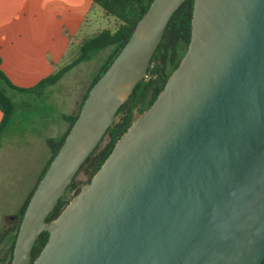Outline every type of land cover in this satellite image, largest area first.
<instances>
[{"label":"water","instance_id":"95a60500","mask_svg":"<svg viewBox=\"0 0 264 264\" xmlns=\"http://www.w3.org/2000/svg\"><path fill=\"white\" fill-rule=\"evenodd\" d=\"M184 1L151 0L90 88L23 212L11 264L262 263L264 0H194L178 66L49 220Z\"/></svg>","mask_w":264,"mask_h":264},{"label":"trees","instance_id":"16d2710c","mask_svg":"<svg viewBox=\"0 0 264 264\" xmlns=\"http://www.w3.org/2000/svg\"><path fill=\"white\" fill-rule=\"evenodd\" d=\"M94 4L98 5L106 15L115 17L118 21V27L112 31L104 29L97 32L95 35L84 38L79 47L78 55L70 63L56 69L53 73L42 78L38 83L29 88L15 86L7 75L3 72L0 66V111L2 118L0 120V140L2 130L6 122L10 118L13 111V102L11 92L16 91L20 93H42L47 87L52 86L59 82L63 75L68 72L75 65L92 60L97 54L105 48L111 47V52L102 64L100 70L92 78L86 92L84 93L77 114H64L62 117L68 121V128L62 135L60 140L48 138L46 143L51 151L50 159L47 165L42 170L36 184L30 192L27 200L24 202L20 216L18 217V224L16 225V233L12 236L9 248L7 264H11L12 251L14 247L15 238L18 231V226L21 221L23 212L28 204V201L46 171L50 161L58 151L63 143L67 133L72 127L75 119L78 116L81 105L84 102L90 88L97 81V79L104 73V71L111 64L113 59L124 46L130 37L136 22L142 16L143 12L148 8L151 0H91ZM194 0H185L180 7L174 12L167 27L163 33L162 39L151 59L150 66L147 73L136 85L130 98L120 107L117 115L119 118L107 129L102 140L89 155L85 162L81 165L72 183L69 185L66 194L59 199L55 209L50 213L49 220L55 218L73 198L75 192L78 190L80 184L89 181L93 174L97 171L103 161L111 152L117 139L126 131L132 124L135 118L147 109L160 90L163 88L168 76L178 66L182 56L186 52L190 34H191V17ZM1 64V57H0ZM107 137V142L103 147L96 152L104 138ZM86 171V179L82 182L76 181V177L81 171ZM48 232L43 231L37 238L35 245L32 249V260L39 254L40 250L48 239ZM264 264V258L262 263Z\"/></svg>","mask_w":264,"mask_h":264},{"label":"rangeland","instance_id":"374dc122","mask_svg":"<svg viewBox=\"0 0 264 264\" xmlns=\"http://www.w3.org/2000/svg\"><path fill=\"white\" fill-rule=\"evenodd\" d=\"M88 18L87 26L77 34L76 41L73 40L65 64L78 55L84 38L104 29L114 31L119 24L115 17L106 15L94 3L89 8ZM110 52L111 47L105 48L92 60L75 65L42 93L11 92L13 111L0 140V264H7L8 248L16 233L21 208L50 159L46 140L62 138L63 130L68 126L62 116L70 112L69 106L75 99L81 101ZM118 118L119 115L116 120ZM106 142L107 137L96 152ZM86 176V171L82 170L76 181L82 182Z\"/></svg>","mask_w":264,"mask_h":264},{"label":"crops","instance_id":"0c3cea01","mask_svg":"<svg viewBox=\"0 0 264 264\" xmlns=\"http://www.w3.org/2000/svg\"><path fill=\"white\" fill-rule=\"evenodd\" d=\"M92 4L91 0H0V66L10 81L29 88L62 67L73 40L88 24ZM79 104L75 99L68 114H77Z\"/></svg>","mask_w":264,"mask_h":264}]
</instances>
